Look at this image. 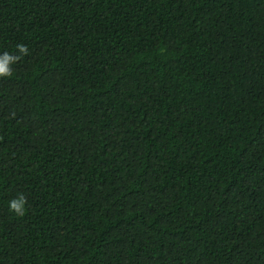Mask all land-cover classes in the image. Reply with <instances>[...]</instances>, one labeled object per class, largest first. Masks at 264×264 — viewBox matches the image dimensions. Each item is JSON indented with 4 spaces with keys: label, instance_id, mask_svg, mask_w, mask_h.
Masks as SVG:
<instances>
[{
    "label": "trees",
    "instance_id": "trees-1",
    "mask_svg": "<svg viewBox=\"0 0 264 264\" xmlns=\"http://www.w3.org/2000/svg\"><path fill=\"white\" fill-rule=\"evenodd\" d=\"M17 44L0 264H264V0H0Z\"/></svg>",
    "mask_w": 264,
    "mask_h": 264
},
{
    "label": "clouds",
    "instance_id": "clouds-1",
    "mask_svg": "<svg viewBox=\"0 0 264 264\" xmlns=\"http://www.w3.org/2000/svg\"><path fill=\"white\" fill-rule=\"evenodd\" d=\"M16 50L18 54H11L8 52L0 54V79L11 77L13 75L12 65L29 55V50L24 44H17ZM26 204L27 198L23 194H19L9 201L8 207L14 215L22 217L25 215Z\"/></svg>",
    "mask_w": 264,
    "mask_h": 264
}]
</instances>
